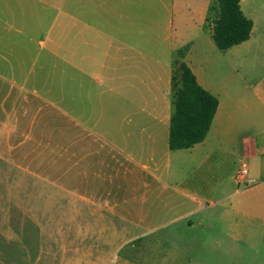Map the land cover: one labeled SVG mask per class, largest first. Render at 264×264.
Listing matches in <instances>:
<instances>
[{
  "label": "crops",
  "instance_id": "crops-1",
  "mask_svg": "<svg viewBox=\"0 0 264 264\" xmlns=\"http://www.w3.org/2000/svg\"><path fill=\"white\" fill-rule=\"evenodd\" d=\"M211 4L0 0V188L28 210L0 228V264H201L264 240L244 232L264 229V21L219 51ZM183 48L218 104L201 143L170 150Z\"/></svg>",
  "mask_w": 264,
  "mask_h": 264
},
{
  "label": "trees",
  "instance_id": "trees-1",
  "mask_svg": "<svg viewBox=\"0 0 264 264\" xmlns=\"http://www.w3.org/2000/svg\"><path fill=\"white\" fill-rule=\"evenodd\" d=\"M240 0H213L203 25L213 45L224 51L247 41L252 22L240 9ZM186 48L173 58L171 75L172 114L169 122L170 150L186 149L201 143L217 109V99L203 90L183 62Z\"/></svg>",
  "mask_w": 264,
  "mask_h": 264
},
{
  "label": "rangeland",
  "instance_id": "rangeland-1",
  "mask_svg": "<svg viewBox=\"0 0 264 264\" xmlns=\"http://www.w3.org/2000/svg\"><path fill=\"white\" fill-rule=\"evenodd\" d=\"M241 10L245 17L254 19L259 25L264 21V0H244ZM205 34L208 35L206 32ZM215 54L217 63L213 64L214 72L212 77L215 81H219L218 51ZM227 56L228 60H230L231 55ZM230 74L231 71L228 70V75ZM241 166L242 163L239 164V167ZM13 196L16 197L17 194H13L7 186L3 185L0 188V228L9 236L16 235L23 214L28 212L27 209L7 207L8 204H11L10 200H13ZM244 232L250 235L253 233L262 235L264 229L262 227L252 228L251 226H245ZM255 250L257 252H254ZM195 258L201 264H264V240L259 239L255 244L250 238L245 240L242 243V252H195Z\"/></svg>",
  "mask_w": 264,
  "mask_h": 264
},
{
  "label": "built area",
  "instance_id": "built-area-1",
  "mask_svg": "<svg viewBox=\"0 0 264 264\" xmlns=\"http://www.w3.org/2000/svg\"><path fill=\"white\" fill-rule=\"evenodd\" d=\"M244 174H245V169L242 168L241 171L239 172V176H242V175H244Z\"/></svg>",
  "mask_w": 264,
  "mask_h": 264
}]
</instances>
